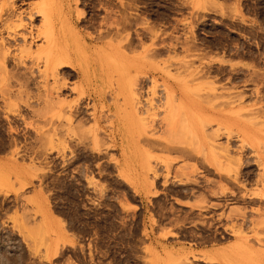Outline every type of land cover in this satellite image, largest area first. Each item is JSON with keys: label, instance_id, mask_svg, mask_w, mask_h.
<instances>
[{"label": "rangeland", "instance_id": "obj_1", "mask_svg": "<svg viewBox=\"0 0 264 264\" xmlns=\"http://www.w3.org/2000/svg\"><path fill=\"white\" fill-rule=\"evenodd\" d=\"M2 50L0 264H264V0H0Z\"/></svg>", "mask_w": 264, "mask_h": 264}, {"label": "bare ground", "instance_id": "obj_2", "mask_svg": "<svg viewBox=\"0 0 264 264\" xmlns=\"http://www.w3.org/2000/svg\"><path fill=\"white\" fill-rule=\"evenodd\" d=\"M25 41H26V40H25ZM52 42H53V41H52ZM50 45H52V44H49V47H50ZM49 47H46V48H49ZM56 49H58V48H56ZM49 50H50V48H49ZM58 50H59V49H58ZM41 51H42V50H41ZM45 51H48V49L42 51V53L44 52V53H43L44 55H43L42 53H41V55H43V57H44L46 60L43 59V57L39 55V56L45 61V62H43V63L46 64V65L44 64L45 67H44V65H43L44 69H43L41 72L38 71V72H39V76H40V73H41L40 79H41V78H42V79H41L40 81H41V82H44V83H42V84L45 85V87H46L45 92H42V94L44 93L43 95L46 96V97L44 98L43 96H41V98H42V97L44 98V99H42L43 102H45V101H46V102H47V101L49 102V103H48V102H47V103L49 104V107L52 108L51 111H53V108H57V106H59V103H60V102H58V104H57V106H56V101H55L56 99H53V95H54L53 92L55 91V89H56V92H57V90H60V91H61V89H62V88H61L62 86L60 87V86L58 85V84H59L58 82H59L60 80H59V73H58L59 71H58L57 69H58L59 66H63V65H66V64H64V62L61 60L60 54L57 53V52H55L54 49H53V52H52V50L48 51L47 53H46ZM37 52H38V51H37ZM54 52H55V53H54ZM1 53L3 54V56H2V54H1V57H3V59L1 58L2 61L0 62V66L2 65V66H1V69H2L3 71H2V70H0V71H2V73H3L4 71H7V70L5 69V68H6V65L2 64V62L7 58V57L5 56V55H7V53H5L3 50H2ZM4 53H5V54H4ZM38 54H40V51H39ZM38 54H36V55H38ZM64 54H65V52H64ZM32 55H33V54H32ZM30 56H31V55H30ZM33 56H34V55H33ZM65 56H67V55L65 54ZM22 58H23V57H22ZM30 58H31V57H30ZM34 58H35V57H34ZM36 58H37V56H36ZM68 58H69V57L67 56V59H68ZM70 58L72 59V57H70ZM20 59H21V58H20ZM20 59H19V60H20ZM71 59H70V61H71ZM21 60H22V59H21ZM21 60H20V61H21ZM33 60H34V59H33ZM39 60H40V59H39ZM68 60H69V59H68ZM4 62H6V61H4ZM4 62H3V63H4ZM37 63H38V62H37ZM53 63H56L58 66H56V65L53 64ZM80 63H81V62H80ZM59 64H60V65H59ZM70 64H71V63H70ZM76 66H77V65H76ZM2 67H3V68H2ZM63 67H64V66H63ZM59 68H61V67H59ZM83 68H84V66H83ZM4 69H5V70H4ZM4 73H5V72H4ZM80 74H81V73H80ZM82 76H83V82H82V84H81V85H82L81 92L84 93V92H87L88 88H91V86H90L89 84H91L92 80L94 79V74H92V73L90 72V69H88V70H84V71H83ZM60 79H61V78H60ZM50 81H53V82H50ZM62 81L66 84V81H64V80H61V81H60V82H61L60 84H63ZM50 83H52V84L54 83L53 86H51ZM188 83H189V82H188ZM7 84H9V83H7ZM7 84H6V85H7ZM6 85H5V86H6ZM49 85H50V86H49ZM197 85H198V84H197ZM74 86H75V85H74ZM74 86H73L72 88H76V87H74ZM189 86H192V85H189ZM193 86H196V85H193ZM193 86H192V87H193ZM45 87L43 86V88H45ZM3 88H6V87H3ZM3 88H2L3 93H5V94H7V95L9 96V93H10V90H11V89L6 88V89L3 90ZM57 88H59V89H57ZM64 88H66V87H64ZM77 88H78V87H77ZM189 88H191V87L186 88V90H189ZM191 89H192V88H191ZM73 90H74V89H73ZM102 90H104V89H102ZM133 90H134V89H133ZM192 90H193V89H192ZM192 90H191V92H190V91H189V92L192 93ZM60 91H59V92H60ZM134 91H135V90H134ZM138 91H139V90H138ZM138 91H137V92H138ZM166 91H167L166 94H168V90H166ZM11 92H12V90H11ZM131 93H132V92H131ZM134 93L136 94V95H135L136 98L138 97V99H139V95H138V93H136V91H135ZM169 93H171V92L169 91ZM11 94H12V93H11ZM42 94H41V95H42ZM55 94H58V93H55ZM152 94H153V93H152ZM155 94H156V92H155ZM155 94H154V95H155ZM194 94H197V93L195 92ZM2 95H3V94H2ZM170 95H172V96L175 97V95H173V93L170 94ZM83 96H84V95H83ZM99 96H100V95H99ZM99 96H98V97H99ZM102 96H103V95H102ZM172 96H171V97H172ZM184 96H185V98H183V100H181V104H182V103H183V104L186 103V97H187V94H185ZM195 96H196V95H195ZM2 97H4V96H2ZM51 97H52V100H54L53 102H52V100H50ZM57 97H59V96L57 95ZM174 97H172V98H173L172 100L174 101V103H173V101H172V104L176 105V101H177V100H176V99L174 100ZM4 98H6V97H4ZM4 98H3V99H4ZM136 98H135V99L133 98V100H135V101L132 100L134 103H137L136 100L138 101V99H136ZM45 99H46V100H45ZM149 99H150V98L148 97L147 100H149ZM166 99H167V102L170 100V99H169V94H168V98H166ZM168 99H169V100H168ZM129 100H130V99H129ZM152 100H153V99H152ZM58 101H59V99H58ZM139 101H140V100H139ZM139 101H138V103H137L136 105L134 104V107L137 106V105H139V104H141V103H139ZM46 102L44 103L45 105L47 104ZM51 102H52V103H51ZM54 102H55V103H54ZM140 102H141V101H140ZM150 102H151V101H150ZM62 103H63V102H62ZM146 103H147V102H146ZM151 103H152V102H151ZM54 104H55V105H54ZM60 104H61V103H60ZM149 104H150V103H149ZM152 104H153V103H152ZM50 105H51V106H50ZM52 105H54V107H53ZM150 105H151V104H150ZM169 105H170V101H169ZM169 105H168L167 108H169ZM47 106H48V105H46V107H47ZM63 106H64V105H63ZM77 106H78V105H77ZM166 106H167V105H166ZM63 108H64V112H63V113H65V114H61L62 111H63ZM63 108H61V107L59 108V107H58L57 109H54L53 112H55V110H56L55 115H58V116H60V115H64V116H61L62 118H64V117L67 115V113L65 112V110H66V108H67V110H68V108H69V106L67 107V103H66V108H65V107H63ZM75 108H76V107H75ZM94 108L97 109V105H95ZM135 108H136V107H135ZM176 109H177V106H176ZM169 110H170V109H169ZM177 110H178V109H177ZM51 111H50V112H51ZM170 111H171V110H170ZM170 111H169V112H170ZM179 111H180V107H179ZM181 111H182V109H181ZM68 112H69V111H68ZM71 112H72V111H71ZM166 112H168V110H167ZM74 113H75V112H74ZM74 113H72V115H73ZM192 113H193V112H192ZM50 114H52V112H51ZM167 114H168V113H167ZM169 114L171 115V113H169ZM169 114H168V115H169ZM180 114H181V112H180ZM183 114H184V112H183ZM183 114H182V116H184V117H186V118H188L189 116L191 117V115H190L189 112H186V115H185V114L183 115ZM170 115H169V117H171ZM192 115H193V114H192ZM195 115H196V113H195ZM50 116H51V115H50ZM53 116H54V115H53ZM58 116H57V117H58ZM67 116H68V115H67ZM182 116L179 115V117H182ZM197 116H198V115H197ZM51 117H52V116H51ZM61 117H59V120L61 119ZM74 117H75V114H74ZM120 117H121V116H120ZM190 117H189V118H190ZM54 118H55V117H54ZM54 118L52 117V120H51V123H50V124H49V123H46V124H48V125L51 126L52 121L55 120ZM122 118H123V117H122ZM186 118H184V119L182 118V119L186 121ZM199 118H200V117H199ZM199 118H198V119H199ZM50 119H51V118H50ZM57 119H58V118H56V120H57ZM69 119H70V118H69ZM170 119H171V118H170ZM56 120H55V122H57ZM64 120H66V118H65ZM176 120H177V118H176ZM178 120H179V119H178ZM188 120H189V119H188ZM190 120H191V118H190ZM47 121L49 122V120H47ZM168 121H169V120H168ZM181 121H182V120H180L179 124L181 123L180 126H181V125L183 126L184 123H182ZM192 121H193V120H192ZM192 121H191V122H192ZM200 121L203 122L202 119H200ZM45 122H46V120H45ZM55 122H53V123H55ZM69 122H70V121H69ZM169 122H170V121H169ZM60 123H61L62 125H64L63 127L66 126L64 123H62V121H60ZM65 123H66V122H65ZM71 123H73V122H71ZM167 123H168V122H167ZM175 123H177V125H178V122L175 121ZM175 123H174V124H175ZM187 123H188V122H187ZM187 123H185V125H186ZM123 124H124V123L122 122V119H121V120H120V119H117V123L115 124V131H117L118 133L121 132V131H122V126H123ZM203 124H204V123H202L201 125H203ZM59 125H60V124L58 123L57 126H59ZM69 125H71V124L69 123ZM57 126L54 127L55 130H56ZM180 126H179V127H180ZM203 126H204V125H203ZM52 127H53V124H52ZM54 128H51V129L54 130ZM58 128H60V127H58ZM58 128H57V129H58ZM259 142H261V141L259 140ZM259 142H258V143H259ZM259 144H262V146H263L264 142H263V143H259ZM262 146H261V147H262ZM260 160H261V159H260ZM262 166H264V165H262Z\"/></svg>", "mask_w": 264, "mask_h": 264}]
</instances>
